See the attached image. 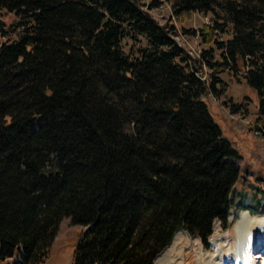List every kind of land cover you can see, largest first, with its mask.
I'll return each mask as SVG.
<instances>
[{"label":"trees","instance_id":"16d2710c","mask_svg":"<svg viewBox=\"0 0 264 264\" xmlns=\"http://www.w3.org/2000/svg\"><path fill=\"white\" fill-rule=\"evenodd\" d=\"M165 1L162 23V0H0V261L43 262L69 218L72 264H153L177 230L207 244L235 215L241 153L204 96L244 81L264 134V0Z\"/></svg>","mask_w":264,"mask_h":264},{"label":"rangeland","instance_id":"374dc122","mask_svg":"<svg viewBox=\"0 0 264 264\" xmlns=\"http://www.w3.org/2000/svg\"><path fill=\"white\" fill-rule=\"evenodd\" d=\"M148 2L149 0H145ZM150 13L159 21L165 22L170 16V7L167 1L162 0L158 6L149 9ZM0 19L5 25H9L15 20V16L11 12L0 9ZM174 20V18H173ZM208 21V17L200 13H193L183 24L187 27H198L203 22ZM177 25L178 34L175 35L176 40L191 54V56H199L202 44L199 36L183 32L181 23L175 22ZM15 35L14 32L4 33L0 29V41L7 40ZM200 72V71H199ZM202 75L207 76V67L202 69ZM229 97L234 102L246 105V111H233L230 107ZM214 119L220 124L223 133L233 142L241 153V157L236 160L240 167L239 178L234 185L232 196L233 203L231 210L234 214H230L227 218V225L224 227L223 223L216 219L213 223V231L208 237V246L203 244L202 240L197 234H190L184 229L177 230L174 234L175 239L178 236V242L173 245L171 241L169 245L159 252V264H173L179 259L178 252L184 245V239L189 240L190 244H197L201 247L199 251L191 253V258L197 260L198 253L205 254L208 258H212L215 263L222 264L221 256L218 257L219 252L222 254V246L226 251L232 253L231 241L228 238L230 231L238 221L242 209L236 204L240 196H242L243 203L250 209V213L254 216H259L264 221V196L261 198L259 205L258 200L264 193V134L260 130L257 121V96L255 91L249 87L244 81H237L232 79L225 94L216 96L213 93H207L204 96ZM243 108V107H242ZM244 109V108H243ZM238 218V219H237ZM264 225V223H263ZM83 229L80 225H73L69 218H64L59 224L58 232L50 246L47 258L39 264H72L73 249L78 236ZM259 234L264 233V226L258 229ZM177 234V235H176ZM176 235V236H175ZM260 236V235H259ZM173 237V238H174ZM197 240V241H196ZM259 245L254 250L255 258L258 264H264V240L259 241ZM175 247V248H174ZM175 249V250H174ZM187 253H190L188 250ZM208 258V259H209ZM154 260V264L155 263ZM234 262V261H233ZM0 264H23L20 257L14 255L0 261ZM212 264V263H211ZM234 264V263H231Z\"/></svg>","mask_w":264,"mask_h":264},{"label":"bare ground","instance_id":"6f19581e","mask_svg":"<svg viewBox=\"0 0 264 264\" xmlns=\"http://www.w3.org/2000/svg\"><path fill=\"white\" fill-rule=\"evenodd\" d=\"M244 209V208H242ZM241 209V210H242ZM253 214V213H252ZM249 211L242 210L240 213V217L232 230L230 231V234L228 235V238L231 241V250L232 253L229 251H226L223 246L221 248V252H219L218 257L221 256V263L222 264H258L256 261V256L254 254V250L257 246H260L259 241L264 240V233H260L258 229L260 227H263V219L259 216L252 215ZM177 235V234H176ZM175 235V236H176ZM260 235V236H259ZM175 237L173 238V240ZM172 240V242H173ZM197 241V240H196ZM178 242V236L175 239L174 244ZM197 244L194 242V244H190L189 240L186 238L184 239V245L182 249H180L178 252L179 259L174 262L173 264H213L215 263L212 258H207L205 254H201V251L198 253L199 258L197 260H193L191 258L193 252H196L195 250L199 251L201 250V247H197ZM175 248V247H174ZM190 250V253H187ZM175 250V249H174ZM158 258V257H157ZM156 258V260H157ZM155 263L159 264L157 261ZM234 261V262H233Z\"/></svg>","mask_w":264,"mask_h":264}]
</instances>
